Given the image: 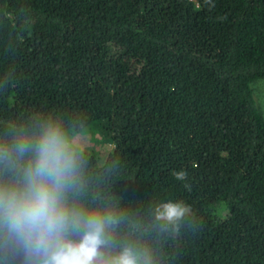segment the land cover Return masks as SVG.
<instances>
[{
  "label": "trees",
  "instance_id": "16d2710c",
  "mask_svg": "<svg viewBox=\"0 0 264 264\" xmlns=\"http://www.w3.org/2000/svg\"><path fill=\"white\" fill-rule=\"evenodd\" d=\"M262 77L264 0H0V146L48 118L106 122L112 147L79 148L68 200L114 213L109 249L150 264H264ZM169 199L193 212L157 220Z\"/></svg>",
  "mask_w": 264,
  "mask_h": 264
},
{
  "label": "clouds",
  "instance_id": "9594fccd",
  "mask_svg": "<svg viewBox=\"0 0 264 264\" xmlns=\"http://www.w3.org/2000/svg\"><path fill=\"white\" fill-rule=\"evenodd\" d=\"M80 151L70 130L52 118L34 135L0 146V161L17 174L0 183V264H10L17 252L28 264H150L147 253L131 245L109 249L110 231L118 223L114 213L69 203L67 193L79 179ZM20 158L26 162L17 168ZM173 175L184 180L187 173ZM192 212L183 200L169 199L156 205L154 215L175 225Z\"/></svg>",
  "mask_w": 264,
  "mask_h": 264
},
{
  "label": "rangeland",
  "instance_id": "374dc122",
  "mask_svg": "<svg viewBox=\"0 0 264 264\" xmlns=\"http://www.w3.org/2000/svg\"><path fill=\"white\" fill-rule=\"evenodd\" d=\"M251 88L257 108L264 117V77L254 80ZM70 135L76 140L79 148L103 153L112 147L110 130L104 121L92 122L80 131L71 132Z\"/></svg>",
  "mask_w": 264,
  "mask_h": 264
}]
</instances>
